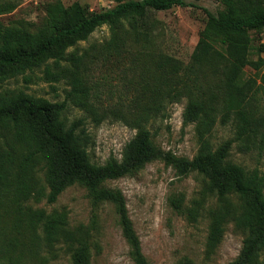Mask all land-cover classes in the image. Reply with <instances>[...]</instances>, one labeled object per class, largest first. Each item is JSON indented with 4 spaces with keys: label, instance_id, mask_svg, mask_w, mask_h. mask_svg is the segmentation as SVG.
Instances as JSON below:
<instances>
[{
    "label": "trees",
    "instance_id": "obj_1",
    "mask_svg": "<svg viewBox=\"0 0 264 264\" xmlns=\"http://www.w3.org/2000/svg\"><path fill=\"white\" fill-rule=\"evenodd\" d=\"M198 1L126 0L110 9L90 12L78 2L65 6L61 0H51L43 7L39 25L0 24V86L18 77L31 82L35 71L43 68L45 79H66L71 87L65 100L54 103L21 90L0 91V129L10 141L9 149L0 155V190L13 187V196H0V201L4 199L13 206L11 242L16 244L29 232L34 244L42 242L49 249L54 244L64 245L71 264H89L92 243L87 228L69 227L65 212L46 213L26 207L31 200L54 204L67 188L79 185L94 204L113 206L133 263L150 264L141 251L122 192L104 184L131 176L161 159L180 177L192 172L202 175L209 191L221 202V209L212 216L210 245L214 247L221 241L226 223L232 221L245 238L238 257L229 264H262L264 178L256 170L248 171L227 160L230 141L213 149L209 136L217 115L222 113L221 123L233 124L236 140L245 149L256 148L264 153V115L260 112L264 100V43H255L251 35L264 31V0H214L220 6L218 12L204 10V27L189 62L181 64L164 58L157 64L164 72L165 92H156L151 101L134 107L131 122L138 132L126 144L120 161L110 157L103 165L93 164L82 119L67 124L63 118L68 101L97 122L101 120L99 109H110L92 102L91 88L80 73L87 55L68 54L69 49L106 26L110 38L104 51L118 57L129 51L130 44L138 45L140 37L150 34L154 26L151 12L196 7L192 2ZM17 7L18 2L0 3V15ZM62 62L69 63L68 67ZM51 66L57 74L52 73ZM247 67L255 72L253 76L246 74ZM163 97L187 99L183 126L195 123L199 141V150L191 160L157 149L143 126L161 111ZM232 199L236 200L234 210L225 206ZM183 202V196L168 199L175 213L194 221L197 209L186 208ZM1 231L0 239L5 236ZM178 264L191 263L185 259Z\"/></svg>",
    "mask_w": 264,
    "mask_h": 264
},
{
    "label": "rangeland",
    "instance_id": "obj_2",
    "mask_svg": "<svg viewBox=\"0 0 264 264\" xmlns=\"http://www.w3.org/2000/svg\"><path fill=\"white\" fill-rule=\"evenodd\" d=\"M51 0H0V3L18 2L11 13L0 15V24L13 22H42L44 5ZM126 0H61L69 6L78 2L90 12H99L114 7ZM196 7H173L166 11L150 13L153 28L150 34L140 37L138 45L130 44L129 51L118 57L108 56L104 46L110 38L106 26L96 29L89 38L68 50V54L87 55L82 59L80 73L91 88L92 102L110 109H99L101 120L68 101L63 118L67 124L82 119L88 134L90 161L103 165L110 157L120 161L126 144L134 139L138 129L132 124L134 107L151 101L156 92L164 93V72L157 68L164 58L186 64L204 27V10L216 14L220 6L214 0L192 2ZM255 43H264V31L251 34ZM61 65L67 66L65 62ZM52 73L58 70L51 66ZM248 76L254 71L247 67ZM38 77V78H36ZM70 86L66 79H45L43 68L33 74L31 82L22 77L7 81L2 90H21L51 103L66 99ZM186 98H162L161 111L143 124L151 136L153 145L162 152H170L176 158L191 160L199 150L196 124L183 126ZM260 112L264 115V100ZM221 114L209 136L213 149L230 141L227 160L248 171L256 170L264 178V153L256 148L245 149L236 140L231 122L221 123ZM8 135L0 129V155L8 150ZM19 153V150H18ZM40 182H42L40 178ZM107 188L118 189L125 199L128 216L139 238L141 251L150 264H178L187 259L191 264H229L241 251L245 233L232 221L226 223L221 241L214 247L209 243L210 225L215 211L222 207L217 196L208 189L207 180L196 172L178 176L161 159L148 163L131 176L109 180ZM13 187L0 190V196H13ZM183 196L186 208H195L198 216L188 221L170 207L168 199ZM5 198V197H4ZM0 230L5 234L0 239V264H71L70 254L62 244L49 249L46 244L33 243L30 233L20 236L14 244L12 224L15 214L11 203L0 201ZM230 210L236 208V200L227 202ZM26 207L44 210L46 213L65 212L69 227L84 226L89 232L91 259L89 264H134L129 248L123 239L117 215L111 204H94L86 190L79 185L67 188L56 203L47 204L31 200ZM17 245V247H15ZM264 264V255L262 257Z\"/></svg>",
    "mask_w": 264,
    "mask_h": 264
}]
</instances>
